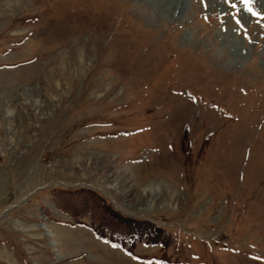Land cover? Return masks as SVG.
Wrapping results in <instances>:
<instances>
[{
    "label": "rangeland",
    "instance_id": "1",
    "mask_svg": "<svg viewBox=\"0 0 264 264\" xmlns=\"http://www.w3.org/2000/svg\"><path fill=\"white\" fill-rule=\"evenodd\" d=\"M251 7L0 0V264H264ZM81 188L129 229L62 209L55 190Z\"/></svg>",
    "mask_w": 264,
    "mask_h": 264
},
{
    "label": "trees",
    "instance_id": "2",
    "mask_svg": "<svg viewBox=\"0 0 264 264\" xmlns=\"http://www.w3.org/2000/svg\"><path fill=\"white\" fill-rule=\"evenodd\" d=\"M54 195L62 209L75 217L81 214L83 210L93 211L94 215L98 216L101 221L102 227L99 226V233L104 229L117 230L118 232L129 229L128 226L131 220L119 214L101 195L90 189L81 188L76 191L56 189Z\"/></svg>",
    "mask_w": 264,
    "mask_h": 264
},
{
    "label": "snow or ice",
    "instance_id": "3",
    "mask_svg": "<svg viewBox=\"0 0 264 264\" xmlns=\"http://www.w3.org/2000/svg\"><path fill=\"white\" fill-rule=\"evenodd\" d=\"M244 3L248 6V11L253 15H257V13L253 10L251 5L253 4V0H244Z\"/></svg>",
    "mask_w": 264,
    "mask_h": 264
}]
</instances>
